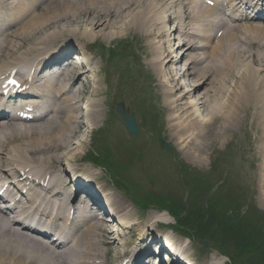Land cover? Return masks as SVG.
Wrapping results in <instances>:
<instances>
[{
	"label": "bare ground",
	"instance_id": "obj_1",
	"mask_svg": "<svg viewBox=\"0 0 264 264\" xmlns=\"http://www.w3.org/2000/svg\"><path fill=\"white\" fill-rule=\"evenodd\" d=\"M6 1L0 7V109L10 110L6 114L15 119L30 114L39 122L29 131L25 122L15 132L5 127L8 138L0 137L1 187L13 199L26 190L13 206L0 209V264H123L125 259V264H149L153 241L160 244L157 255L170 248V264L188 259L187 239L170 231L162 242L148 235L155 217L134 218L122 197L115 198L88 169L73 163L85 145L84 138L73 141L80 126L87 127L90 139L105 119L114 118L112 108H118L110 97L105 113V100L99 97L110 96L109 82L98 79L99 67L89 68L87 59L86 66L72 62L74 52L80 57L87 53V40L100 38L109 42L114 56H129L128 72L144 69L134 77L137 91L148 95L143 102L148 103L151 93L162 101L150 103L152 113L166 114L159 121L153 117L154 130L181 146L193 163L205 160L208 147L216 146L232 126L249 120L256 127L257 170L264 186V24L250 22L253 11L263 18L264 0H211L213 5L210 0ZM129 34L144 39L137 46L141 61L122 42ZM61 64L65 67L55 68L49 79L51 66ZM84 70L90 73L87 86L77 80ZM12 81L24 87L20 95L33 97L27 102L31 112L24 110L25 101L14 99ZM215 125L218 131L213 132ZM127 141L121 137V143ZM57 160L66 163L58 174L52 169ZM67 178L75 185L73 191ZM210 192L206 204L226 208L225 198H231L218 195L225 201L214 202ZM189 196L184 204L188 210L205 207L197 193ZM258 199L264 205V190ZM105 204L112 220L101 212ZM93 208L97 212L89 213ZM158 218L166 220L164 214ZM50 228L54 240L47 241L44 234ZM219 262L210 254L208 264Z\"/></svg>",
	"mask_w": 264,
	"mask_h": 264
},
{
	"label": "rangeland",
	"instance_id": "obj_2",
	"mask_svg": "<svg viewBox=\"0 0 264 264\" xmlns=\"http://www.w3.org/2000/svg\"><path fill=\"white\" fill-rule=\"evenodd\" d=\"M252 23L263 24L256 20H252ZM141 38L137 40L138 36L132 34L122 38V42L129 44L131 57L136 59L137 56L138 60L143 56L137 48L138 44L143 45L144 39ZM72 41L75 40L72 38ZM87 43L90 46L85 55L91 60L88 67H99L98 79L101 81L106 79L109 82L108 94L110 96L103 94L99 97L105 100V113L111 106L107 104V99L114 97L117 103L124 106L126 113L131 112L134 115L138 131L136 136H132L117 114H114L115 118H109V122L105 119L103 126L98 130H93L90 139L87 127L81 125L80 132L74 135L73 141L76 143L78 139L84 138L85 145L80 152L77 151L79 153H76L73 163L78 164L82 170L88 169L96 177V183L102 184L111 191L115 198L122 197L128 207L127 212L134 218L150 217L152 219L155 217L152 219L153 226H148L150 232L148 235L157 236L156 239L161 242L166 241L164 236L170 234L169 231L190 238V240L187 239L189 244L184 246L187 248L188 259L178 264H208L212 253L219 258L218 264H264V205L258 199V193L264 190V186L259 181L257 170L260 153L259 141L254 132L256 127L251 126L249 120L232 126L223 139L216 143V146L208 147L209 155L205 160L193 163L182 152L181 146H176L170 140L168 143V139H162L164 133L154 130L153 119L162 120L166 114L162 117L161 113H152L150 103L153 105L157 101V104H160L162 101L155 100L151 93L148 103L143 102L142 97L145 96L141 97V93L145 91H137L134 77L142 74L144 69L139 70L134 67L128 72L127 68L132 67L126 65L129 56L124 54L114 56L109 42L97 38L94 41L87 40ZM75 54L76 52L72 55L73 61L76 59ZM84 71L77 75V80L79 84L87 86L90 73L87 70ZM147 97L148 95L145 98ZM27 99V97L23 98V100ZM158 129L161 131L160 128ZM212 131H218V126L215 125ZM120 136L128 139L127 145L121 143ZM74 146L75 144H72V147ZM99 157L107 159L106 163L111 164L112 168L103 166ZM64 165L66 163L63 160H57L52 164V169L58 174L62 172ZM116 177L130 182L129 185H134L135 196L146 198L148 200L144 201L146 204L134 202L128 198L125 192L119 189L123 186L116 181ZM67 188L72 189L73 187L68 184ZM209 190L213 192L210 193H212V198H215L214 202L216 200L222 203L225 201L219 199L218 195H222V199L229 196L231 199L225 198L227 201L224 206L229 209L211 206V213L204 215L201 219H195V215L200 214L206 208L204 198ZM194 193L201 198L199 204L205 205L203 208L199 205L200 209L196 211L197 214L183 210L181 216L182 211L173 213L174 210L170 212V206L166 207L169 210L164 208L168 203L164 199H169L176 206L180 205L187 209L184 204L189 203V195ZM106 209H108L107 206ZM163 214L165 221L158 218ZM108 215L104 210V218H108ZM231 216H234V221L229 223L226 218ZM202 226L208 229L206 233L208 238L204 237L201 231ZM110 236L113 235L110 234ZM124 238L127 240L129 236L126 234ZM149 239L150 237L147 240ZM135 241L136 239L131 247L135 246ZM158 248L160 247L157 241H153V256L149 264L156 263L154 255L158 252ZM164 249L166 252L170 250L169 247Z\"/></svg>",
	"mask_w": 264,
	"mask_h": 264
},
{
	"label": "trees",
	"instance_id": "obj_3",
	"mask_svg": "<svg viewBox=\"0 0 264 264\" xmlns=\"http://www.w3.org/2000/svg\"><path fill=\"white\" fill-rule=\"evenodd\" d=\"M168 207L170 206V212H172V210H174L173 211V213H177L178 211H182V209L180 210V207H177L174 203H172V204H168L167 205ZM166 206V207H167ZM211 206H213V207H217V206H215V205H211ZM211 206H209L208 204L206 205V208L203 210V212H201L200 214H198V215H195V219H201L204 215H206V214H208V213H211L212 212V207ZM174 207V208H173ZM175 207H177L176 208V210H175ZM179 208V209H178ZM168 210H169V208H167ZM183 210H187L188 211V209H184L183 208ZM189 211L191 212V213H196V211H193L192 209H189ZM198 212V211H197ZM227 213V212H226ZM197 214V213H196ZM183 215V213H181V216ZM185 216V215H184ZM197 216V217H196ZM234 219V216H231V217H227L226 218V220L227 221H229V223L230 222H232V221H234L233 220ZM195 229H196V227H195ZM201 231H202V233L204 234V237H206V238H208L207 236H206V233H208V229L205 227V226H202L201 227ZM200 235V234H199ZM200 238H202V236H200ZM253 250H256V249H253ZM257 255V254H256ZM258 257V256H257ZM257 257H255V258H257Z\"/></svg>",
	"mask_w": 264,
	"mask_h": 264
},
{
	"label": "water",
	"instance_id": "obj_4",
	"mask_svg": "<svg viewBox=\"0 0 264 264\" xmlns=\"http://www.w3.org/2000/svg\"><path fill=\"white\" fill-rule=\"evenodd\" d=\"M116 112L120 117V119L126 125V128L129 131V133L135 136L137 134V125L134 116L131 113L124 112V110L119 109V107L116 109Z\"/></svg>",
	"mask_w": 264,
	"mask_h": 264
}]
</instances>
